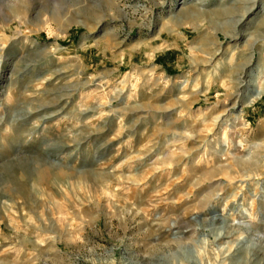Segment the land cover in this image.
<instances>
[{"label":"rangeland","instance_id":"374dc122","mask_svg":"<svg viewBox=\"0 0 264 264\" xmlns=\"http://www.w3.org/2000/svg\"><path fill=\"white\" fill-rule=\"evenodd\" d=\"M0 91V264H264V0H0Z\"/></svg>","mask_w":264,"mask_h":264},{"label":"bare ground","instance_id":"6f19581e","mask_svg":"<svg viewBox=\"0 0 264 264\" xmlns=\"http://www.w3.org/2000/svg\"><path fill=\"white\" fill-rule=\"evenodd\" d=\"M255 3V2H254ZM183 5H184V3H182ZM253 12V10L252 9H250V10H248L247 12H246V15H248V14H251ZM244 20V19H243ZM251 22L252 21H250L249 22V24H251ZM258 22V21H257ZM246 83V82H245ZM1 92V91H0ZM256 92V91H255ZM254 93V92H253ZM2 99V98H1ZM235 108V107H234ZM220 120V116L219 117H217L216 119H215V123H218V121ZM220 236H218V238H219ZM236 259V258H235ZM234 261V260H233Z\"/></svg>","mask_w":264,"mask_h":264}]
</instances>
